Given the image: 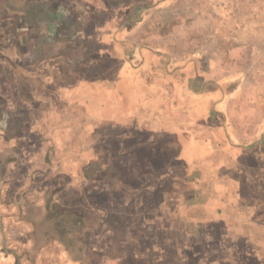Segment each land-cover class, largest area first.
I'll use <instances>...</instances> for the list:
<instances>
[{
    "label": "crops",
    "instance_id": "0c3cea01",
    "mask_svg": "<svg viewBox=\"0 0 264 264\" xmlns=\"http://www.w3.org/2000/svg\"><path fill=\"white\" fill-rule=\"evenodd\" d=\"M155 2L0 0V170L113 264H264V141L147 54Z\"/></svg>",
    "mask_w": 264,
    "mask_h": 264
},
{
    "label": "rangeland",
    "instance_id": "374dc122",
    "mask_svg": "<svg viewBox=\"0 0 264 264\" xmlns=\"http://www.w3.org/2000/svg\"><path fill=\"white\" fill-rule=\"evenodd\" d=\"M150 7L147 54L192 77L196 93L214 92L244 135L264 141V0H157ZM8 172L0 170V264H113L108 240H93L104 254L88 252L89 239L78 237L75 217L60 213L42 175Z\"/></svg>",
    "mask_w": 264,
    "mask_h": 264
}]
</instances>
